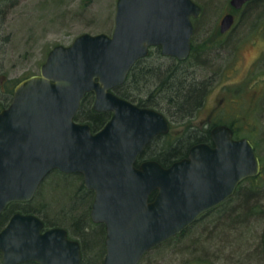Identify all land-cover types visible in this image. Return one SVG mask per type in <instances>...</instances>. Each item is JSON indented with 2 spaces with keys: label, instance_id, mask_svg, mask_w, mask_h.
<instances>
[{
  "label": "water",
  "instance_id": "water-1",
  "mask_svg": "<svg viewBox=\"0 0 264 264\" xmlns=\"http://www.w3.org/2000/svg\"><path fill=\"white\" fill-rule=\"evenodd\" d=\"M252 1L231 0V6L240 10ZM202 14L194 0H117L112 35L85 33L69 46H55L39 74L20 81L0 111V216L13 203L31 202L52 172L80 174L94 193L91 220L106 228L102 264H140L150 250L258 177L262 164L254 144L234 139L225 125L212 129L214 147L196 145L169 167L156 160L138 165L145 147L169 124L157 111L112 92L152 47L187 59L193 19ZM233 25L234 15L227 14L221 31ZM90 93L95 111L113 112L98 132L76 120ZM43 227L34 215L15 214L0 232L3 264H81L78 240L65 228Z\"/></svg>",
  "mask_w": 264,
  "mask_h": 264
},
{
  "label": "rangeland",
  "instance_id": "rangeland-1",
  "mask_svg": "<svg viewBox=\"0 0 264 264\" xmlns=\"http://www.w3.org/2000/svg\"><path fill=\"white\" fill-rule=\"evenodd\" d=\"M194 1L203 8L202 16L194 19V54L189 61L178 62L151 53L143 64H153L156 72L140 95L145 98L156 88V103L165 108L172 94L166 93V86L160 88L164 74L158 69L173 65L171 84H183L192 95L198 92L200 103L189 109L173 106L168 142L175 143L192 130L205 137L209 126L230 124L239 139L252 141L264 167V1L245 5L242 11H235L231 0ZM116 4L117 0L1 1L0 100L5 101L7 88L39 74L55 46H69L85 33L112 35ZM231 12L236 23L231 32L219 37L221 21ZM135 90L133 95L138 96ZM248 186L244 182L242 189ZM93 200L80 174L54 171L33 201L17 207L39 212L48 227L65 228L81 243V264H102L106 228L91 220ZM239 200L236 191L230 201L203 215L185 234L150 250L140 264H264V196L258 195L253 202L255 215L246 219L240 214ZM239 217L246 222L240 223Z\"/></svg>",
  "mask_w": 264,
  "mask_h": 264
},
{
  "label": "flooded vegetation",
  "instance_id": "flooded-vegetation-1",
  "mask_svg": "<svg viewBox=\"0 0 264 264\" xmlns=\"http://www.w3.org/2000/svg\"><path fill=\"white\" fill-rule=\"evenodd\" d=\"M1 1H3V0H0V2ZM242 9H240V10H235L234 9V10L235 11H242ZM227 14H233L234 15V25H235V23H236V15H235V13L231 12V13H227ZM196 19H198V18H196ZM193 23H194V20H193ZM233 26L228 31H226L224 33L221 31V27H220L219 28V30H220L219 31V37L220 36L221 37L226 36L229 32H231ZM195 34H196V28L194 26V34H193L192 40H191V51H190V55H189V57L187 59L181 61V60H178V59H176L174 57L164 56V55H162L160 47H152L149 50V55L147 57H145V58H142V59L138 60L136 62V64L133 66V68L131 69V71H130V73L128 75V78H127L126 82L124 84L120 85V86L115 87L112 90V92H114V94H116L117 89L125 91L126 93H131V94L133 93L134 94L133 90L136 89L135 91H137L136 93H137L138 96H135V100L134 101L131 100V99H127V100H129L130 102L136 104L140 108H145V109H150V110L157 111L158 113L162 114L165 117L166 121L169 124V131L168 132H163V133H160V134L156 135L149 142V144L145 147L144 151L139 156L138 165L140 163L146 161V160H154L153 158L158 157L159 154L169 155V153L173 152L175 147H177L182 141H186L187 145H188L187 148H185L184 153H181L177 157H172L170 159V161L168 163H166L165 167L171 166L176 161L188 158L191 148L196 146V145L204 143V144L210 145L211 147H214V141L212 139V129L214 127H216V126H219V125H225V126H228V127L232 128L233 131H234V139H239L236 136L235 129L230 124L229 125L228 124H219V125L209 126L206 129L207 131L205 130V132H206L205 135H204L205 137H200L199 138L198 137L199 131H196V130L193 131L192 130V131H189L188 135H186L185 137L176 139L175 143H171V142L169 143L168 140H169V138L171 136V133H172V130H173V122H174V117H175L174 108L170 105L169 101L166 103L167 106L165 108L159 107L160 103H158V105H157L156 99H158V98L156 97V94H155L156 93V88L153 89V91H150L145 96V98H142L141 95H140V93L143 90V87L144 86H148V84L151 83V80H150L151 77H152L151 74L156 72L155 66L153 64H151L150 66H147V65L143 64L152 55L151 53H158L159 55H162L163 57L171 58L173 60H177L178 62H187V61H189L191 59L192 55L195 52V47H194ZM158 70H160L164 74L163 79L161 80V83H160V88H163L164 86H168L170 84V82H171V78L174 76V70H175L174 66L171 65V66L166 67L165 69L160 68ZM30 76H32V75H30ZM30 76H28V77H30ZM132 76H133V81L130 82V79H132ZM28 77H26V78H28ZM26 78H24V79H26ZM90 95L93 97V104H94V94L90 93ZM116 95H118V94H116ZM121 98H123V97H121ZM124 99H126V98H124ZM101 113H106L108 115L107 122L109 120H111V118L113 116V112H101ZM107 122L101 128H103L107 124ZM101 128H99L97 130H93L92 129V131L93 132H98ZM90 192H92V191H90ZM152 195H155V194H152ZM150 199H151V197H150ZM29 203L30 202H28V203H14V204L10 205L5 210L2 213V215L0 216V221H1V218H3L5 216V218H3V221L0 222V232H2L4 230V228L8 225V223L10 222L12 217L15 214H18V213L23 214V215H34V216L38 217L39 219H41L43 224H44L42 232H44L45 230H47L49 228L54 227V226L48 227L46 225L45 221L42 219V216L40 215L39 212H37L35 210H31V209H23L22 210V209H18V207H17L18 205H22V204H27L28 205ZM214 209H216V208H214ZM214 209L210 210L209 212L213 211ZM209 212H207V213H209ZM207 213H205V214H207ZM0 264H3V257H2L1 253H0ZM22 264H38V263L37 262H25V263H22Z\"/></svg>",
  "mask_w": 264,
  "mask_h": 264
},
{
  "label": "trees",
  "instance_id": "trees-1",
  "mask_svg": "<svg viewBox=\"0 0 264 264\" xmlns=\"http://www.w3.org/2000/svg\"><path fill=\"white\" fill-rule=\"evenodd\" d=\"M261 1H264V0H256L254 2H249L247 5L254 4L257 2H261ZM172 80H173V77L171 78V81ZM20 81H22V80H20ZM20 81L16 82L13 86H10L9 88L6 89L7 95L5 96V101L0 100V111L2 109L6 108L12 102L14 88ZM132 81H133V76H132ZM179 85H174V84H171V82H170V84L165 87L166 93L172 94V97L169 98V103L172 107L179 105L182 108L189 109V108H192L195 105L200 103L198 101V99H199L198 92L193 93V95H192L190 92V88L189 89L186 88L183 84H179ZM116 94H118L120 97H123L126 99H131L133 101L135 100V95H133V93L132 94L126 93L125 91L117 89ZM76 120L78 122H81V123H87V124L91 125L93 130H97V129L101 128L107 122L108 115L106 113L96 112L93 109V97L90 94H87L82 101L81 109L76 116ZM186 146H187V142L182 141L177 147H175L173 152L169 153V155L159 154L158 157H155L153 159L157 160L158 162H160L162 165L165 166L166 163H168L172 157H177L181 153H184V148H186ZM244 182H247L251 186L250 187L248 186L249 188L247 187V189L246 188L242 189V184ZM244 182L239 186L237 191H238V194L240 195V200H239L240 201L239 209L241 211L240 214H244L245 215L244 218L246 219L248 217H251L252 215H255V212H256L255 207L257 205L255 206V203H253V202L258 200V196H256V195L259 194V191L261 190L260 188L264 187V167H262L261 174L258 177L249 178ZM84 188H85V186H84ZM79 191H80V189H79ZM152 198H153V195H152L151 199ZM228 201H230V200H228ZM3 218H5V216ZM3 218H1V220ZM76 218H74L73 221L78 220ZM239 218H240V220H239L240 223L242 221L246 222L245 219H242L241 217H239ZM188 230L183 232L181 235L185 234ZM173 238H176V237H173ZM173 238H171L169 240H172ZM169 240H167V241H169ZM167 241H165V242H167ZM88 243H89V241H88Z\"/></svg>",
  "mask_w": 264,
  "mask_h": 264
},
{
  "label": "bare ground",
  "instance_id": "bare-ground-1",
  "mask_svg": "<svg viewBox=\"0 0 264 264\" xmlns=\"http://www.w3.org/2000/svg\"><path fill=\"white\" fill-rule=\"evenodd\" d=\"M255 1H256V0H255ZM252 2H254V1H252ZM260 189H261V188H260ZM260 189H259V190H260ZM253 193H254V192H253ZM260 194L264 196V190H263V187H262V189L259 191V194H257L256 196H258V195H260ZM230 217H231V216H230ZM230 217H229V218H230ZM229 218H228L227 220H229Z\"/></svg>",
  "mask_w": 264,
  "mask_h": 264
}]
</instances>
